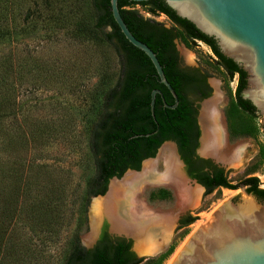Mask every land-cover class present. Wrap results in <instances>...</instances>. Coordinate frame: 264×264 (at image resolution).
<instances>
[{
	"label": "trees",
	"instance_id": "1",
	"mask_svg": "<svg viewBox=\"0 0 264 264\" xmlns=\"http://www.w3.org/2000/svg\"><path fill=\"white\" fill-rule=\"evenodd\" d=\"M24 4L25 11L20 12ZM31 11L42 19L43 27L53 28L52 33L55 34L59 29H65L66 32L70 29L69 34L78 39L108 45L117 57L118 73L115 80L100 92H94L91 110L85 120L92 174L85 182L76 226L85 220L88 200L103 195L109 179H119L126 170L138 171L141 161L153 158L163 142H174L179 153L196 146L195 112L187 100L189 95L194 94L193 78L175 68L172 40L181 36L183 43L201 42L214 56L217 66L224 71L227 79L236 77L233 104L228 106L224 114L227 133L232 140L251 134V129L245 122L232 116L239 111L249 118L254 117L241 104L239 96L244 76L222 63L213 47L193 29L182 28L162 8L158 7L147 13L164 16L178 32L142 18L133 9L121 7V12L125 27L134 39L155 55L166 82L176 95L177 104L172 110L165 108L161 102L162 99L166 105H172L159 86L152 66L122 41L111 18L108 0H0V46L13 44L19 33L31 29V26H39L25 25L24 21ZM18 68L19 65L14 63L13 67L8 59L0 56V264H26L36 256L33 255L35 249L30 248V244L19 247L11 241V237H6L9 230L13 231L16 226L21 225L23 213H27L28 220L38 226L33 230L40 233L52 231V222L57 215L56 205H51L52 201L39 205L37 198L31 196V184L26 179L23 181L19 172L21 159L15 156L17 150L21 151L25 145L27 149L32 147L36 139L34 134L28 139L23 137L18 131L19 124L15 121L17 115L14 91L19 79ZM152 90L159 91L161 95L154 97L153 120L149 112ZM8 118L12 120L9 128L4 123ZM28 131L32 132L31 129ZM146 134L149 135L143 137ZM218 179L215 177L216 183ZM244 182L249 185L247 193L264 199V189H257L255 178H248ZM220 183L215 186L235 189V186L229 185L225 180ZM211 189L212 186L208 187L207 192ZM160 194L165 196L164 192L160 191ZM52 212L54 216H51ZM194 220L188 218L182 225L188 226ZM162 258L159 255L154 260L160 262ZM139 261L129 252V245L123 240L109 239L103 226L96 244L90 250L78 244L77 228L73 229L61 264H138Z\"/></svg>",
	"mask_w": 264,
	"mask_h": 264
},
{
	"label": "rangeland",
	"instance_id": "2",
	"mask_svg": "<svg viewBox=\"0 0 264 264\" xmlns=\"http://www.w3.org/2000/svg\"><path fill=\"white\" fill-rule=\"evenodd\" d=\"M25 7L26 4L20 12H24ZM135 11L144 19L157 22L165 29L177 31L162 15ZM32 13L34 11L29 12L28 18L24 21L25 25L39 26L37 28L31 26V29L19 33L13 44L0 46V56L8 59L13 67L14 63L19 65V79L14 91L17 115L15 121L19 124L18 131L23 137L28 139L34 134L33 137L36 139L32 147L28 145L31 149L30 147L27 149L25 145L21 151L17 150L15 156L21 159L19 172L23 181L26 179L31 184V196L37 198L39 205L52 201L51 205H56L57 215L53 212L51 214L56 216L52 222V231L40 233L33 230L38 226L28 220L27 213H23L21 225L16 226L13 231L9 230L6 237H11V241L17 243L19 247L30 244V248L35 249L33 255L36 256L30 258L26 264H61L73 229L77 228V241L81 247L91 240L87 219L91 198L85 208L84 222L78 226L75 222L85 182L92 174L85 120L91 110L94 92H100L104 86L115 80L118 63L114 51L108 45L78 39L69 34L70 29L67 32L65 29H59L60 31L54 34L51 32L53 28L43 27L42 19L37 17L36 13ZM21 22L23 23V18ZM174 45L185 66L203 70L208 74L210 96L213 98L217 93L220 96L216 108L224 133V114L228 106L233 104L236 77L227 79L224 71L217 66L214 56L201 42L183 43L180 36L174 41ZM232 116L245 122L251 129V134L227 143L224 133L225 151L234 155L239 150V161L233 167H226L220 162L215 163L223 167L229 185L237 187L245 178H255L258 188L263 189L262 122L255 116L249 118L239 111ZM5 122L9 128L12 120L8 118ZM28 129L32 132L29 133ZM160 149L159 153L171 149L175 155L170 143L163 144ZM159 153L150 159L151 161L148 160V163L156 161V171L161 173L163 169L158 160ZM180 171L183 172L182 167ZM160 191L164 192L165 196L161 195ZM237 196L238 190L216 189L208 195L200 191L195 205L183 212V216L187 215L195 220L188 226L173 224L168 236L157 239L156 252L151 256L141 257L138 264H169L197 223L204 216L210 215L222 201ZM140 200L147 207L163 213L169 212L175 216L179 212V198L170 186L163 183L144 186ZM105 221L100 220L96 226L105 225L107 229L108 224ZM49 233L52 234L49 236ZM128 242L131 251H134L133 241ZM159 255L163 256L160 262L154 260Z\"/></svg>",
	"mask_w": 264,
	"mask_h": 264
},
{
	"label": "water",
	"instance_id": "3",
	"mask_svg": "<svg viewBox=\"0 0 264 264\" xmlns=\"http://www.w3.org/2000/svg\"><path fill=\"white\" fill-rule=\"evenodd\" d=\"M108 3L111 18L122 41L152 66L159 86L172 104L168 106L161 99L165 108L175 109L176 95L166 82L155 55L134 39L125 27L121 7L142 12L160 7L182 28L193 29L213 47L222 63L244 76L243 89L239 93L241 104L262 122L264 138V0H108ZM155 95L161 97L157 90L150 92L149 112L152 120ZM200 141L201 136L197 140L199 148ZM165 143L173 146L175 157L182 167L172 142H163L155 155ZM196 153L200 156L199 149ZM150 159L141 161L139 170ZM138 171L126 170L122 175ZM180 173L186 181L203 192L199 185L187 179L183 172ZM115 180L118 179H109L104 194L92 197L90 204L103 197L108 184ZM237 190V199L222 201L209 218L184 240L169 264H264V200L247 194L244 188ZM182 215L183 212L175 217L174 224ZM87 219L91 240L83 248L90 250L98 239L101 224L91 229L89 207ZM107 235L112 239L132 242L124 235L111 232L109 225ZM129 252L136 259L142 257L131 251L130 247Z\"/></svg>",
	"mask_w": 264,
	"mask_h": 264
},
{
	"label": "bare ground",
	"instance_id": "4",
	"mask_svg": "<svg viewBox=\"0 0 264 264\" xmlns=\"http://www.w3.org/2000/svg\"><path fill=\"white\" fill-rule=\"evenodd\" d=\"M211 98L200 105L202 113L200 110L198 117V123L201 128L200 149L202 147L201 152L205 156L218 154L217 144L221 143V132L218 123L219 114L216 108L217 104H219L220 96L217 93ZM201 115L206 120L207 128L209 126V130L207 129L204 135ZM230 155L231 153L227 154L228 158H231ZM200 156L202 155L200 154ZM234 156V158L229 159L228 167H233L239 161V152L234 153ZM158 160L162 164L163 171L161 173L156 171V161L149 163L146 161L142 164L140 172H127L120 179L111 181L108 184L105 195L93 200L89 206V224L91 229H95L97 222L100 220H106L109 227L111 226L110 231L124 235L133 241L135 253L142 257L151 256L156 252L157 239L168 236L169 231L173 227L175 217L192 208L200 194V191L191 187L181 175L177 159L171 149H165L160 152ZM161 183L173 187L176 196L180 200L179 212L175 216L147 208L144 206L143 201L140 200L144 186ZM209 216H204L195 227L197 228L203 224Z\"/></svg>",
	"mask_w": 264,
	"mask_h": 264
},
{
	"label": "flooded vegetation",
	"instance_id": "5",
	"mask_svg": "<svg viewBox=\"0 0 264 264\" xmlns=\"http://www.w3.org/2000/svg\"><path fill=\"white\" fill-rule=\"evenodd\" d=\"M174 41L175 40H172L171 44L173 46L172 47V57L174 58V66H175V68L179 72H181L182 74H187V75H189V76H191L193 78V83H194V87H195L194 94L189 95L187 97V100H188L191 108L195 112L194 125H195V130L197 132L196 146L193 147V148H190V150H188V151L185 150L182 153H179L177 151L176 145L175 144L174 145H175V148H176V153H177V156L179 158V161L182 164V170H183L184 175L187 177V179H189L191 181H194L197 185H199L203 189V192H202L203 194L208 195V194H210L211 192H213L216 189H224L223 187H220L221 185L215 186L216 184H221L220 182L222 180L226 181V179H225L226 178V173L224 172L223 167L220 164H217L215 162H220L222 165L228 167L227 163H228L229 159L234 158L235 156L233 154L230 155L231 158H228V156H227V154L230 153V152H228L227 150L225 151V147H224V144H223L224 133H225L226 138H227V140H226L227 143L232 141V139L229 138V135L227 133L226 120L224 119L225 130H224V133H223L222 126H221V121H220V118L218 117V123H219V127H220V132H221V143L217 144L218 154H216V155L214 154V156H205V155L202 154V152H201L202 147L200 149L199 145H198V142H197L198 138L201 136V133H200L201 128L198 125L197 118L199 117L200 110H201V113H202V109H201L200 104L204 100H207V99L212 97V95L210 96V91L211 90H210V86L208 85V79L209 78L207 77L208 74L205 71L197 69V68H190V67L184 65V63L180 59V57H179V55H178V53H177V51L175 49ZM204 95H207V96L204 97V98H201ZM201 119H202L201 123H202L203 135H204V132H207V129L209 130V126L207 128L206 120H205V118L202 115H201ZM165 142H172V141H165ZM172 143H174V142H172ZM202 145H203V140H202ZM197 149L200 150V154L202 155V157H209V158L204 159V158L198 156L197 153H196ZM238 152H239V150H238ZM239 155H240V152H239ZM178 165H179V163H178ZM179 168H180V165H179ZM215 177L219 178L217 183H216ZM246 179H248V178H245L244 180H242L237 185V187L235 186V189H233V190H237L238 188H244V191L246 192L247 189L249 188V185L244 182ZM204 183H206V185H204ZM189 185L191 187H194L190 183H189ZM211 186H212L211 191L207 192L208 187H211ZM171 188L174 190L173 187H171ZM194 188H196V187H194ZM257 189H259L258 186H257ZM174 192H175V190H174ZM247 194H250V193H247ZM250 195L253 196L256 199H262V198H260L258 196H255V195H252V194H250ZM236 199H237V197L233 198V201H235ZM262 200H264V199H262ZM144 206L147 207L146 205H144ZM147 208H149V207H147ZM167 213H169V212H167ZM188 218H190V217H188L187 215L186 216L185 215L184 216L183 215L180 216L178 218V220L176 221V225L177 226H183L182 224ZM103 226H104V229H105V233L107 234V229H106L105 225H103ZM102 227L100 228L99 235L101 233ZM99 235H98V237H99ZM109 239L116 240V239H112L110 237H109ZM124 243L128 244L129 247H130V243L129 242L124 241Z\"/></svg>",
	"mask_w": 264,
	"mask_h": 264
}]
</instances>
